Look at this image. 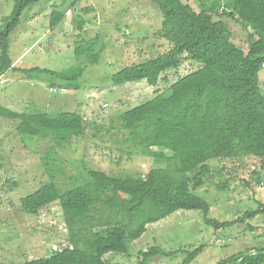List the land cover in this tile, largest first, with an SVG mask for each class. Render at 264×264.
<instances>
[{"label":"trees","instance_id":"trees-1","mask_svg":"<svg viewBox=\"0 0 264 264\" xmlns=\"http://www.w3.org/2000/svg\"><path fill=\"white\" fill-rule=\"evenodd\" d=\"M41 1L14 0L11 14L2 21L0 75L17 71L30 81L47 82L57 90H76L87 64L61 71L13 67L9 35L23 12ZM78 1L62 0L61 4L70 10ZM151 2L162 18L158 34L168 40L170 48L139 64L122 67L108 81L116 87L138 82L155 87L162 75L179 69L184 59L200 65L165 91L116 117L115 128L122 146L130 150L128 154L135 150L165 161V166L144 175L84 167L78 174L81 181L65 189L50 176L21 198L20 208L35 216L57 203L67 227L68 245L48 257L20 264H109L107 256L126 254L148 226L178 211L199 212L208 227L229 226L231 222L219 224L209 218V201L195 193L211 173L210 161L227 158L237 144L248 156L258 158L264 168V94L259 77L264 65V0ZM63 18L64 14L55 10L50 26L54 28ZM223 18L256 35L246 53L233 43ZM76 25L82 30L84 23ZM75 52L90 65L98 62L97 55L82 47ZM0 117L16 122L17 135L50 139L59 145L85 138L90 128L97 129L70 111L50 115L31 107L20 113L0 107ZM254 177L259 182L258 172H253ZM257 213L247 211L244 218L251 219ZM158 251L151 248L143 252L144 260ZM199 253L200 248L188 254L184 264ZM216 264H264V247L239 252Z\"/></svg>","mask_w":264,"mask_h":264},{"label":"rangeland","instance_id":"rangeland-1","mask_svg":"<svg viewBox=\"0 0 264 264\" xmlns=\"http://www.w3.org/2000/svg\"><path fill=\"white\" fill-rule=\"evenodd\" d=\"M61 3L43 0L23 12L9 35V56L17 70L61 71L87 64L78 88L57 90L47 82L30 81L17 71L9 72L3 75L6 82L0 87V107L19 113L28 107L50 115L76 112L97 129L90 128L85 138L59 145L50 139L17 135L16 122L0 117V264L48 257L55 248L68 245L67 227L57 203L35 216L24 214L20 208L21 198L37 190L50 176L65 189L81 181L78 174L84 167L143 175L163 168L165 161L135 150L128 154L130 150L122 146L115 128L116 117L200 66L184 59L179 69L162 75L155 87L145 82L113 86L108 81L111 74L170 48L168 40L158 34L162 20L159 11L151 0H79L70 10ZM13 5L14 0H0V26ZM55 10L64 18L52 28L50 20ZM223 21L230 30V21ZM77 22L84 23L82 30ZM232 38L244 53L257 40L245 27L232 33ZM78 47L97 55L98 62L90 65L85 57L78 58ZM259 77L264 94V65ZM233 146L227 158L210 161L211 173L195 192L209 201V218L219 224L231 222L229 226L208 227L199 212L178 211L148 226L126 254L107 256L109 264H184L187 255L198 248L200 253L188 264H216L239 252L263 248L264 213L260 211L264 210V168L243 147ZM253 172L259 173V182L252 179ZM247 211L258 213L247 219ZM151 248L164 253H153L145 261L142 253Z\"/></svg>","mask_w":264,"mask_h":264},{"label":"crops","instance_id":"crops-1","mask_svg":"<svg viewBox=\"0 0 264 264\" xmlns=\"http://www.w3.org/2000/svg\"><path fill=\"white\" fill-rule=\"evenodd\" d=\"M228 26H229L230 30H232V31H230L231 34L236 33L237 31H239V28H242V26L240 24H236V23L231 22V21L229 22ZM238 34H240V33H238Z\"/></svg>","mask_w":264,"mask_h":264},{"label":"built area","instance_id":"built-area-1","mask_svg":"<svg viewBox=\"0 0 264 264\" xmlns=\"http://www.w3.org/2000/svg\"><path fill=\"white\" fill-rule=\"evenodd\" d=\"M5 79H4V76L3 75H0V87L3 86L5 84ZM51 92L54 91V89H50Z\"/></svg>","mask_w":264,"mask_h":264},{"label":"clouds","instance_id":"clouds-1","mask_svg":"<svg viewBox=\"0 0 264 264\" xmlns=\"http://www.w3.org/2000/svg\"><path fill=\"white\" fill-rule=\"evenodd\" d=\"M60 249H61V248H59V249H58V248H55V249L53 250V252L56 251V250H60ZM53 252H52V253H53Z\"/></svg>","mask_w":264,"mask_h":264}]
</instances>
